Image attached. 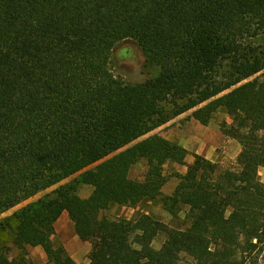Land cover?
<instances>
[{
    "label": "trees",
    "instance_id": "obj_1",
    "mask_svg": "<svg viewBox=\"0 0 264 264\" xmlns=\"http://www.w3.org/2000/svg\"><path fill=\"white\" fill-rule=\"evenodd\" d=\"M133 40L157 74L127 84L110 69ZM203 126L224 111L241 171L147 135L188 112ZM147 162L143 181L129 177ZM187 166L170 197L163 167ZM98 164V165H97ZM97 165L95 169L90 167ZM264 0H0V215L82 173L0 221V264H77L56 223L67 212L89 264H258L264 247ZM93 188L89 198L79 186ZM162 199L187 208L186 229L151 215L111 220L115 206ZM160 249L154 240L163 232ZM19 256L9 261L8 244Z\"/></svg>",
    "mask_w": 264,
    "mask_h": 264
},
{
    "label": "rangeland",
    "instance_id": "obj_2",
    "mask_svg": "<svg viewBox=\"0 0 264 264\" xmlns=\"http://www.w3.org/2000/svg\"><path fill=\"white\" fill-rule=\"evenodd\" d=\"M110 69L116 78L127 84L143 83L154 77L158 72L156 67L148 63L146 53L137 44V42L133 40L122 42L115 48ZM192 113L193 111L175 118L144 137V139L150 136L158 135L184 148L188 147L189 154L186 158V165L194 162L195 155H200L202 157L210 155V161L217 163L222 170L239 173L241 171V166L238 163V156L242 151V147L237 141L225 137L221 131L223 123H231L229 116L224 111H220L216 114L208 126H203L192 118ZM97 165H94L89 169H95ZM146 172L147 162L142 160L131 169L129 177L132 180L143 181ZM163 172L169 178V181L163 187L162 194L164 197H170L173 195L179 183L177 175L185 174L187 172V166L169 163L163 167ZM82 173L63 181L60 185L76 182ZM259 176L261 181L264 183V169H260ZM60 185L48 189L4 213L3 215H0V221L12 216L23 207L31 203H35L46 195L51 194ZM76 192L81 198L86 199L93 193V188L91 186L82 185L77 188ZM186 213L187 208L183 209V211L177 216H174L164 207L162 199H158L155 201L145 200L137 207L115 206L104 212L102 216L111 220H135L138 216L147 214L153 216L169 228L186 229L189 227V223L185 219ZM60 225L67 233L68 238L66 242L69 246H73L74 242H77L74 240L75 234L77 233L74 223L68 218L63 220ZM165 239L166 232L164 231L154 240V248L160 249L165 242ZM53 241L57 244L61 243L64 246L62 237H60L57 233L53 237ZM8 247L10 250L7 253V257L9 261H12L16 259L20 253L12 243H9ZM254 258L257 259L258 264H264V247H261L254 252ZM27 259L30 264H49L48 257L41 247H28ZM180 264H193V259L184 254L181 257Z\"/></svg>",
    "mask_w": 264,
    "mask_h": 264
},
{
    "label": "crops",
    "instance_id": "obj_3",
    "mask_svg": "<svg viewBox=\"0 0 264 264\" xmlns=\"http://www.w3.org/2000/svg\"><path fill=\"white\" fill-rule=\"evenodd\" d=\"M185 148L189 150L188 147H185ZM205 156H206L205 158L210 160L211 158L210 155L209 156L205 155ZM261 169H264V168H261ZM68 218L70 219L69 214L67 212L63 213V215L60 217V219L56 223V233L60 237H62V240L64 241V246L65 248H67L66 250L68 251L69 255L74 259V261L77 264H89L90 261H89L88 256L91 252V247L88 243L81 241L77 233L75 234V239H74L77 242H74L73 246L72 245L69 246V244L66 242L68 236H67L66 231L61 228L60 223L63 222V220H66Z\"/></svg>",
    "mask_w": 264,
    "mask_h": 264
}]
</instances>
